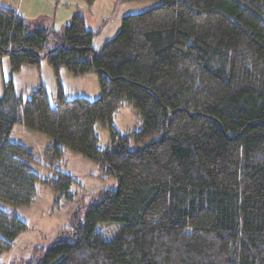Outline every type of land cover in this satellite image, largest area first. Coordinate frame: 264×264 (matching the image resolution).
Here are the masks:
<instances>
[{
	"label": "trees",
	"instance_id": "1",
	"mask_svg": "<svg viewBox=\"0 0 264 264\" xmlns=\"http://www.w3.org/2000/svg\"><path fill=\"white\" fill-rule=\"evenodd\" d=\"M93 39L80 15L55 30L0 6V57L12 72L46 60L56 75L95 73L100 87L94 101L59 90L50 106L43 86L23 101L7 82L0 202L30 205L36 183L54 206L71 202L73 179L55 171L65 150L118 182L20 264H264V0H161L123 16L98 52ZM124 104L142 126L122 135L113 118ZM96 124L110 138L102 150ZM15 126L53 140L43 158L55 178L32 172L30 149L9 139ZM100 224L119 226L111 241ZM25 230L0 207V256Z\"/></svg>",
	"mask_w": 264,
	"mask_h": 264
},
{
	"label": "rangeland",
	"instance_id": "2",
	"mask_svg": "<svg viewBox=\"0 0 264 264\" xmlns=\"http://www.w3.org/2000/svg\"><path fill=\"white\" fill-rule=\"evenodd\" d=\"M161 3V0H142L135 3H123L121 0H95L92 5L83 0H0V6L15 9L31 24H41L46 28L67 25L74 14L86 19V29L94 34L93 49L98 52L102 46L111 41L120 31V20L123 16L137 15L146 12ZM49 44V48L54 47ZM57 75L46 60H41L38 67L24 66L19 72H12L8 57H0V96L7 82L23 101L29 98L32 90L43 86L50 106L55 105L59 90L69 99L86 98L94 101L100 97L98 77L95 73L73 76L65 68H60ZM113 126L119 134L139 131L142 123L137 114L124 104L114 115ZM98 138V148H106L110 143L108 131L98 124L94 127ZM10 141L30 149L32 160L29 162L32 172L40 179L55 178L56 173L45 168L44 149L53 145V140L30 132L22 126H15L9 137ZM55 171L73 179L70 188L72 201H60L54 206V198L49 189L42 183H36L34 201L24 207H13L1 203L0 207L7 212H14L26 225V230L18 235L12 247L2 253L0 264H20L32 256L35 248H47L58 233L69 228V218L83 204L92 200L100 192L116 191L118 182L105 175L95 162L71 151H64V156ZM85 210H82V216ZM119 230L116 224H100L96 227L105 241H111Z\"/></svg>",
	"mask_w": 264,
	"mask_h": 264
},
{
	"label": "crops",
	"instance_id": "3",
	"mask_svg": "<svg viewBox=\"0 0 264 264\" xmlns=\"http://www.w3.org/2000/svg\"><path fill=\"white\" fill-rule=\"evenodd\" d=\"M15 10V9H14ZM17 13H18V11L17 10H15ZM19 14V13H18ZM20 15V14H19ZM74 15H76V14H74ZM80 15V14H79ZM21 16V15H20ZM80 16H82V15H80ZM22 17V16H21ZM83 17V19H84V22H85V26H86V19L84 18V16H82ZM52 28H54L55 30H60V28H55V26H52Z\"/></svg>",
	"mask_w": 264,
	"mask_h": 264
}]
</instances>
